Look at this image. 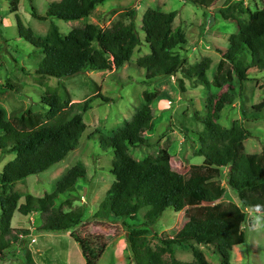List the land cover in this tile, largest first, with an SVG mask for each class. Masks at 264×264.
<instances>
[{"label":"trees","instance_id":"16d2710c","mask_svg":"<svg viewBox=\"0 0 264 264\" xmlns=\"http://www.w3.org/2000/svg\"><path fill=\"white\" fill-rule=\"evenodd\" d=\"M17 1L10 0L12 11L16 9ZM102 1L56 0L47 5L43 14H38L32 4L30 10L37 18L56 17L73 21L88 17L95 5ZM188 1L206 8L214 0ZM245 11L247 16L243 17L241 13ZM175 13L174 9L164 11L148 6L142 11L138 23L135 8L125 7L107 26L81 21L62 33L51 22L43 37H35L16 15L17 33L39 49H32L33 52L42 53L33 72L40 77H55L57 82L56 87L37 93L39 108L36 110L26 106L18 113L6 115L0 105V151L13 153L0 169V254L9 244L21 241L29 233L27 228L10 225L14 210L21 214L36 211L40 214L38 228L51 231L72 228L82 218L83 211L66 210L57 217H51L50 213L52 204L59 203L58 195L75 181L76 172H71L64 182H57L51 191L40 196L25 193L21 201H18V192L5 190L15 180L45 170L78 144L84 129L82 114L90 106L92 95L70 101L61 78L84 70L111 69L123 63L131 65L134 51L143 46L146 50L133 63V68L143 70L142 81L149 82L181 71L207 85L205 70L210 67L208 56L183 66L185 58L179 49L185 37L180 26L172 24ZM218 14L234 22L236 30L227 35L224 48L216 46L220 57L212 74V84L228 87L233 76L241 83L247 78V69L252 67L264 72V0L251 10L243 5L242 0H225L218 8ZM15 84L6 78L3 81L9 89H17ZM179 85L183 88L181 83ZM222 93L221 97L227 100V93ZM206 101L204 112H194L193 116L202 124L195 131L197 146L194 151L202 156L198 166L208 177L184 174L171 167L167 145H162L155 155L140 159L128 153V145L146 140L139 132L150 127L152 114L148 106L139 107L133 120L116 132L96 136L98 146L112 153L110 172L113 180L93 215L122 218L133 264H211L202 250L193 246L192 239H203L217 251L220 264H230L231 246L245 238L242 226L244 207L264 212V149L244 151L243 140L251 135L249 130L237 118L229 125L218 123V110L224 102L214 93L207 96ZM253 108L254 115L256 111L264 110V96ZM221 167L225 168L224 171ZM225 186L235 192L237 202L209 203L222 196ZM142 207L143 221L137 225L134 220ZM166 208L174 211L183 209L185 220L179 232L172 235L162 232L163 235L158 237L159 243L152 247L147 242V227ZM75 239L84 264H97L105 242H99L95 248L90 238L76 234ZM180 243L191 247L190 260L174 256L173 245ZM25 261L34 264L28 252L25 253Z\"/></svg>","mask_w":264,"mask_h":264},{"label":"rangeland","instance_id":"374dc122","mask_svg":"<svg viewBox=\"0 0 264 264\" xmlns=\"http://www.w3.org/2000/svg\"><path fill=\"white\" fill-rule=\"evenodd\" d=\"M53 1L56 0H18L16 9L12 11L10 0H0V105L4 107L6 115L10 112L18 113L26 106L38 109L37 93L56 87L57 82L55 77H40L33 72L42 53L33 52L32 49H39L17 33L16 15L23 26L31 29L35 37H43L51 22L60 32L65 33L71 25L81 21L107 26L125 7L135 8V20L138 23L142 11L148 6L164 11L174 9L176 13L172 24L179 25L185 37L179 49L185 58L183 66L194 64L203 56L210 58V67L205 70L207 85L181 71L156 77L149 82L145 79L142 81L143 70L133 68V63L146 50L143 46L134 51L130 59L131 65L123 63L111 69L84 70L61 78L70 101L83 100L92 95L90 106L82 114L84 129L78 144L45 170L19 178L5 189L6 192H18V201H21L25 193L40 196L51 191L57 182H64L71 172H76L78 175L75 181L58 195L59 203L52 204L50 213L51 217H57L61 212L70 210L77 213L83 211V215L74 227L51 231L38 228L40 214L36 211L21 214L14 210L10 225L13 228H27L29 233L21 241L17 240L6 247L0 254V264H27V252L34 264H84L81 249L75 239L76 234L90 238L95 248L99 242H105L97 264H133L122 218L93 215L99 200L113 180L110 172L112 153L109 149L98 146L96 136L99 133L116 132L133 120L139 107L148 106L152 114L150 127L139 132L146 140L137 145H128V153L133 158L140 159L146 155H155L162 145H167L171 167L184 174L208 177L198 166L202 156L194 151L197 146L195 131L202 124L194 119L193 113L202 114L206 109L207 96L216 94L224 102L218 110L217 122L229 125L235 118L241 120L251 133L243 140L244 151L264 149V110L256 111L255 115L253 113V106L264 96V72L252 67L247 69V78L241 83L233 76L228 87H216L212 84V74L220 57L216 46L224 48L227 45V35L236 30L234 22L218 14V8L225 0H214L206 8L188 0H103L95 5L88 17L73 21L56 17L37 18L31 14V4L38 14H43L47 5ZM242 1L250 10L259 7L261 3V0ZM241 15L246 17L247 12H242ZM5 78L16 83L17 89L6 88L3 85ZM222 92L227 93V100L221 97ZM101 96L109 99H102ZM12 156V152L0 151V169ZM224 169L221 167V171ZM221 182L224 183L222 178ZM228 200L237 202L235 192L225 186L222 196L209 203ZM143 210V207L140 208L136 214L134 222L137 225L143 221ZM244 210L242 226L245 238L243 242L231 246L229 262L264 264V227L253 228L257 219L264 224V212L247 206ZM184 220L183 209H164L156 221L147 227V242L153 247L159 243L158 237L163 235L162 232L168 235L179 232ZM190 242L202 250L211 264H220L218 253L212 245L203 239H192ZM173 248L176 258H192L191 247L187 243L175 244Z\"/></svg>","mask_w":264,"mask_h":264},{"label":"clouds","instance_id":"9594fccd","mask_svg":"<svg viewBox=\"0 0 264 264\" xmlns=\"http://www.w3.org/2000/svg\"><path fill=\"white\" fill-rule=\"evenodd\" d=\"M261 227H264V224H262L258 219L254 222L253 228L254 229H259Z\"/></svg>","mask_w":264,"mask_h":264}]
</instances>
